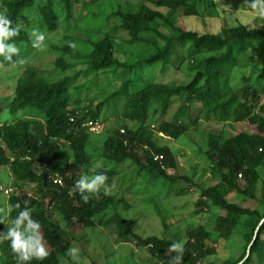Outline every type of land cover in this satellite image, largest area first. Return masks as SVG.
Listing matches in <instances>:
<instances>
[{
	"label": "trees",
	"instance_id": "trees-1",
	"mask_svg": "<svg viewBox=\"0 0 264 264\" xmlns=\"http://www.w3.org/2000/svg\"><path fill=\"white\" fill-rule=\"evenodd\" d=\"M75 4H80L78 11ZM55 5L65 12L66 19L73 17L83 32L70 35L68 43L53 45L59 52L54 64L62 75L48 79L36 67L26 66L6 105L13 112L36 109L44 124L34 126L28 114L14 122H0V167L6 166L10 174L8 211L5 218L0 217V233H6L10 221L27 207L32 210L31 218L41 225L49 256L23 264H62L60 257L70 259L66 255L71 248L69 230L76 225H102L112 228L122 241L149 243L158 258L169 264L177 255L168 251L173 240L140 237L133 232L132 223L117 212L116 204L122 198L105 195L102 188L97 194L84 193L89 196L85 203L75 184L82 175L103 173L108 177V186L126 185L132 189L134 181L117 178L128 169L134 171L133 178L142 175L148 183L159 179L179 183L161 168L160 161L173 166L174 160L155 131L176 139L188 128L194 130L204 122L223 121L237 132L216 135L203 130L208 146L205 155L215 183L200 193L207 196L208 206L217 207L224 214L216 217L211 230L199 227L191 233L192 241L183 245L182 264H197L198 259L211 252L205 240L235 235L244 240L242 252L235 262L226 264L240 263L264 217V99L259 102L264 87L258 90L250 75L242 74L237 86L229 80L242 56L252 52L251 69L257 70L255 81L264 82V28L248 29L240 24L218 32L188 30L175 20L179 8L186 15L198 14L189 0H0V13L7 15L13 28L20 29L19 35L7 43L18 48L32 45L30 33L19 24L29 9L34 10L33 20L40 27L53 32L59 21ZM119 43L138 44L152 52L127 64L114 56V47ZM260 45L262 48L255 54ZM174 53L177 63L188 60V82L170 80L176 71L170 59ZM19 59L14 55L13 62H8L0 56L6 66ZM78 65H85L83 73H91L93 79L77 84ZM99 72L117 73L120 81L117 85H111V80L99 82ZM175 100L179 105L167 119ZM194 102L200 108L192 117ZM4 107L0 103V115ZM109 108L121 123L108 129L98 156L102 164L96 167L90 151L91 133L85 123L95 122L101 111ZM156 155L162 159H154ZM54 177H59L61 183H54ZM179 184L171 186L172 195L186 191ZM228 193L256 200L261 208L229 201ZM17 204L19 208L15 207ZM53 213L58 217L55 221L50 217ZM263 235L264 221L241 264H264ZM0 254L4 264H18L9 240H0Z\"/></svg>",
	"mask_w": 264,
	"mask_h": 264
},
{
	"label": "rangeland",
	"instance_id": "rangeland-1",
	"mask_svg": "<svg viewBox=\"0 0 264 264\" xmlns=\"http://www.w3.org/2000/svg\"><path fill=\"white\" fill-rule=\"evenodd\" d=\"M250 2H246V0H189V3L195 5L198 14L186 15L179 8L175 22L188 30H196L201 33L218 32L223 29H231L240 24L248 29L264 28V18H260L253 12L249 5ZM147 4L164 11L162 7H156L150 1H147ZM79 6L80 4H75L77 11ZM55 9L58 13L59 21L53 32H47L33 20V9L26 10L19 20V24L26 28L29 33L33 28H38L45 34V50L38 51L32 45H22L19 48V57L25 63H15L6 66L0 62V65H2L0 67V103L5 106L0 115L1 123L14 122L28 114L34 126L42 127L44 124L42 114L36 109L13 112L6 108V105L11 100L19 74L26 66L36 67L48 79L62 75L63 72L54 64V59L59 56V52L53 45L68 43L70 35L76 32L82 34L83 31L78 30L73 17L66 19L65 12L61 10L59 5H55ZM261 48L262 45L256 48L255 54H258ZM151 52V48H144L138 44L119 43L114 47L113 53L120 61L132 64L139 58L147 57ZM175 56L176 54L174 53L170 58L173 67L176 69L170 80L174 83L188 82L191 79V74H189L188 70V60L177 63ZM252 56V52L246 53L234 67L229 80L232 85H239L241 83L240 76L245 74L251 76L250 81L255 83L258 90L264 87V82L255 81L257 70L255 69L252 72L253 69L251 68L254 66ZM83 69H85V65L75 67V71L79 73L76 80L79 85L93 79V75L91 73L84 74ZM98 75L99 82L111 80V85H117L120 81V76L117 73L99 72ZM115 77L117 78L116 80H114ZM263 99L264 94L261 92L259 102ZM178 105L179 102L175 100L171 104L165 118L169 119ZM95 106L94 104L92 108L95 109ZM198 108L200 107L197 102L192 103V117L198 114ZM98 120L93 124H91L92 121H87V124L90 125L88 130L91 133L89 140L90 151L95 158L96 167L102 164V159L98 156L108 129L121 123V119L114 115L111 108L107 111L102 110ZM203 130L216 135L220 133L234 135L237 132L229 123H224L223 121L204 122L203 126L199 124L194 130L188 128L176 139L155 131L154 135L158 137L160 144L165 145L169 149L174 160L173 166H165L160 161L161 168L170 178L180 184H171L165 179L148 183L142 175L138 178H133L134 171L132 172L128 169L124 171L125 175L123 177L117 178L120 181L129 179L131 182L134 181L135 184L132 189H128L126 185L109 186L111 189L110 193L117 200L122 198L116 204L117 212L132 223V230L135 234L142 238L157 236L171 239L174 243L182 242L184 245L188 240L192 241L193 236L191 233L193 231L199 227L211 230L216 217L224 214L223 210L208 206L206 204L208 201L207 196H202L200 193L201 189L215 183L210 176V164L205 155L208 146L204 139ZM156 159L161 160L162 156L156 155ZM85 176L92 177L94 175L85 174ZM261 176L264 177L263 171ZM150 178L148 177V179ZM0 181V217L5 218L8 211L6 199L10 182V174L6 166L0 167ZM178 184L186 188V191L180 195H172L170 190L174 185ZM226 197L229 201L249 206L250 208L260 207L256 200L245 199L233 193H228ZM109 211H112L111 207ZM50 217L54 221L58 219L55 213L51 214ZM112 231V228L103 227L102 225L86 228H82L80 225L72 227L69 230L71 248L79 249V264H92L93 262L95 264H165L158 258L156 250H152L149 243L141 245L130 241L125 242L119 239L115 231ZM205 244L211 248V252L198 259L197 264H226L227 262H235L237 256L242 252L240 247L244 244V240L235 235L229 238H218L216 241L205 240ZM45 247L47 249L46 244ZM60 261L62 264H77V261L73 260L72 257L70 259L60 257ZM0 264H4L1 254Z\"/></svg>",
	"mask_w": 264,
	"mask_h": 264
},
{
	"label": "clouds",
	"instance_id": "clouds-1",
	"mask_svg": "<svg viewBox=\"0 0 264 264\" xmlns=\"http://www.w3.org/2000/svg\"><path fill=\"white\" fill-rule=\"evenodd\" d=\"M249 5L257 16L264 18V0H251ZM19 31V27H12V21L7 18L6 14L0 13V56L5 61L13 62L12 57L14 55L19 56L20 49L14 43H7L10 39L18 36ZM29 38L34 49L38 51L45 50L44 41L46 37L38 28H33L30 31ZM15 63L23 64L25 61L19 59ZM91 171H95V169ZM107 180V175L103 173L96 174L92 177L82 175L76 182L75 188L79 191L83 201L87 203L89 196L84 195V193L97 194L102 188L105 195L110 193L111 189L106 184ZM112 187H115V185H112ZM15 207L19 208L20 205L17 204ZM31 211V209L25 207L15 219L10 221L11 226L7 228V232L0 233V240L10 241L11 250L16 255L18 264H23V262L30 261L33 258L43 261L49 256V252L43 242V235L40 230L41 225L31 218ZM168 251L177 253L169 261V264H182L184 252L182 242L172 243ZM78 252L79 249L73 247L67 250L66 255L71 256L79 264Z\"/></svg>",
	"mask_w": 264,
	"mask_h": 264
},
{
	"label": "water",
	"instance_id": "water-1",
	"mask_svg": "<svg viewBox=\"0 0 264 264\" xmlns=\"http://www.w3.org/2000/svg\"><path fill=\"white\" fill-rule=\"evenodd\" d=\"M263 221H264V217H263V219L259 222L258 226H257L256 229H255L254 237H253L252 241L249 243V245H248V247H247V251H246V255H245L244 259L248 256L249 251H250V247H251V245L253 244V242L255 241L256 236H257V233H258V229H259V227H260V225L262 224ZM244 259L241 261V263L244 261ZM241 263H238V264H241Z\"/></svg>",
	"mask_w": 264,
	"mask_h": 264
},
{
	"label": "built area",
	"instance_id": "built-area-1",
	"mask_svg": "<svg viewBox=\"0 0 264 264\" xmlns=\"http://www.w3.org/2000/svg\"><path fill=\"white\" fill-rule=\"evenodd\" d=\"M93 123H95V122H91V124H93ZM86 125H88V126H90L89 124H87V123H85ZM161 156V155H160ZM154 159H156V156H155V158ZM53 182L54 183H61V179L59 178V177H54V179H53Z\"/></svg>",
	"mask_w": 264,
	"mask_h": 264
}]
</instances>
